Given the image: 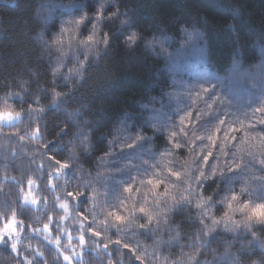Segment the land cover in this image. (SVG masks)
I'll return each mask as SVG.
<instances>
[{
	"label": "snow or ice",
	"instance_id": "6c2138e0",
	"mask_svg": "<svg viewBox=\"0 0 264 264\" xmlns=\"http://www.w3.org/2000/svg\"><path fill=\"white\" fill-rule=\"evenodd\" d=\"M123 3L124 0H69L65 6L69 18L60 21L59 31L46 33L42 30L35 37L45 52L55 51L58 54L54 60L49 57L52 74L49 83L52 87H39L37 94H32L23 86L28 83L24 81L19 83V92L5 93V100L12 99L19 103L20 108L18 111L7 106L0 109V122L6 124L22 122L23 119L28 121V126L22 129L23 134L17 132L10 135L16 136L20 141L27 137L32 141L43 142L39 148L47 153L48 168L52 171H47L43 163L36 167L41 175H47L48 187H55L51 179L53 175L72 172L75 179L83 180V176L75 172V164L69 161L78 158L77 150L83 154H91L94 148L91 137L97 128L90 127L93 122L82 118L81 109L84 105L75 110H70L69 105L77 98V85L83 84L87 80L90 67L108 54L113 40L123 36V44L128 49H133L143 41L146 48L155 51L158 46L160 54L171 55L166 53L161 37L153 36L148 39L136 30L135 14L129 8L122 11ZM49 8L50 5H41L36 11V18L45 26L50 16L47 11ZM105 27L115 30L104 31ZM229 27L234 29L235 25L230 24ZM178 31L185 33L190 39L196 36L203 40V33L198 30L188 31L180 26ZM46 35H50V38L46 39ZM69 56L73 57L74 66L68 68L65 73L62 69L67 67L65 61ZM259 70L262 80L259 95L235 104L217 94V86L211 82V78H205L199 85L187 87L189 97L195 90L197 99L205 108L203 112L197 109L195 128L183 126L186 120L189 126L193 125V114L186 112V109H177V115L181 111L186 114L180 116L179 127L172 121V127H177V130L170 132L167 137L168 147L159 153L161 158H164L184 149L186 145H197L199 151L195 147L189 148L192 166L189 167L188 161L179 165L180 168L186 169L183 173L168 168V175L162 178L149 177L146 182L142 178L138 179L147 175L150 169L160 168L159 162H150L154 161L157 155L152 145L155 135L163 133L169 127L167 123H153L149 120L147 123L152 129V135L143 129L133 133V124L128 123L126 114L119 121L117 135L109 139L111 133H104L107 151L99 159L109 171L104 174L97 172V178L103 181L105 203L108 202L109 193L118 185L122 186L123 192L139 193L142 199L137 200L130 209L127 199L131 196L123 200L116 197L117 204H108L111 210L105 213L104 220L100 221L99 225L95 218L89 221L84 210L76 212L73 228L78 234L75 236L73 229L60 226V221L65 217L56 220L49 216V222L43 225V231L56 233L54 240L45 237L47 243L55 245L56 256L53 264H61V257L64 264H76L77 259L82 261L84 247L95 251L97 255L103 253L106 264H125L122 251L125 249L131 253L128 257L129 264L134 261L146 264L144 255L139 254L138 249L132 248L121 239L112 240L106 235L113 228L115 234L119 235L124 231L122 225L133 219L144 221L137 224V228L151 232L157 237L165 230L175 232L168 240L158 238L154 242L158 249L163 248L168 253L165 255L164 251H154V264H161L160 256L164 257L163 264H264V175H256L257 172L264 173V59L259 65ZM45 101L48 103L45 104ZM142 107L147 109L148 106ZM49 110L61 111L66 116L62 124L55 125L59 129L54 133L55 139L45 141V137L49 135L45 119ZM241 116L243 120L240 119ZM165 119L169 120L167 115ZM237 123L240 128L236 127ZM209 127L213 128L212 134L195 135L196 131H207ZM189 132L192 133L191 137ZM124 133L126 135L118 139V136ZM253 133L255 135H252ZM67 136H71V140L66 144L63 140ZM65 150L68 151L69 158H59ZM146 156L149 158L146 159ZM87 175L91 177V172ZM70 182L66 180L65 184ZM94 182L96 181L88 179L78 183L75 191L65 192L66 199L74 201L78 209L83 208L80 197L97 200L99 192L92 187ZM145 183L150 186L149 191L153 194L151 207L146 206L147 193H142L139 187H135ZM209 184H215L216 188L211 194L205 195ZM33 185L44 187L30 178L26 182L27 191L22 183L17 189L25 204L38 203L36 199L29 201ZM161 188L162 193L157 191ZM173 189L178 195L172 194ZM13 204L15 207L10 204L7 211L0 213V224L3 225L0 227V245L10 250V253H15V256L11 257L13 264H47L45 252L39 247L33 248L31 244L20 247L21 231L27 232L28 225L17 219L18 215L24 214L20 203L15 201ZM217 205L220 207L216 208ZM59 207L66 211L68 204L63 203ZM98 207L99 203L93 204L92 212L95 213ZM193 207L197 210L195 216L190 214L188 218L194 219L197 227L190 235L182 234L179 225L170 224V216ZM218 212L221 213L219 216ZM98 227L101 230H98ZM64 238L66 243H62ZM181 240L186 242L181 243ZM173 242L179 246V255L172 251ZM213 244L217 247H213ZM77 248L81 251L77 252Z\"/></svg>",
	"mask_w": 264,
	"mask_h": 264
},
{
	"label": "trees",
	"instance_id": "16d2710c",
	"mask_svg": "<svg viewBox=\"0 0 264 264\" xmlns=\"http://www.w3.org/2000/svg\"><path fill=\"white\" fill-rule=\"evenodd\" d=\"M68 2L69 0H0L1 106L11 105L13 109L19 110V103L12 99L5 100V93L19 92L20 82L27 81L28 83L23 86L32 94H37L39 87H52L49 83L52 80L49 57L51 56L53 60L58 54L54 51L45 52L35 37L42 30L46 33L59 31L60 21L69 18L65 7ZM41 5H50L47 10L50 12L47 26L36 18V11ZM124 8L134 12L136 30L148 39L153 36L161 37L166 53L171 55L160 54L158 46L155 51H152L145 47L143 41L133 49H128L123 44L124 37L117 34L119 38L113 40L108 54L90 67L87 80L77 85V98L69 105V108L75 110L84 105L85 107L81 109L82 118L92 121L90 127H96L97 131L91 137L94 142L91 154H83L77 150L78 158L69 162L75 164V172L81 174L83 180L96 181L92 187L99 192L97 200L80 197L83 208L78 209L74 201L66 199V191H75L76 185L83 183V180L75 179L72 172L59 176L53 175L51 179L55 187H48L47 175H41L36 167L43 163L47 171H52L48 168L47 153L39 148L43 142L32 141L27 137L20 141L16 136L10 135L17 132L23 134L22 129L28 126V121L23 119L22 122L13 124L0 122V213L7 211L10 204L15 207L13 202L20 203L24 214L18 215L17 219L28 225L27 232L21 231L20 247L24 248L28 244H31L33 248L39 247L45 252L47 264H53L56 256L55 245L45 240L46 236L49 240H54L56 233L43 231V225L49 222V216L56 220L65 217L60 221V226L73 229L75 236L78 234L73 228L76 223V212L84 210L89 221L95 218L99 225V222L104 220L105 213L111 210L108 204H117L116 197L123 200L131 196L127 199L130 209L137 200L142 199L139 193L123 192L122 186L118 185L109 193L108 202L105 203L103 181L97 178V172L104 174L109 171L99 159L107 151V141L103 134L111 133L109 139L117 135L116 129L120 127L121 118L127 114L128 123L133 124L131 129L133 133L143 129L144 132L152 135V129L147 123L149 120L153 123L160 121L169 125L163 133H158L154 137L152 147L157 155L155 160L150 162H159L160 168L150 169L147 175L138 177L146 182L149 177L157 179L167 176L168 168L183 173L186 169L180 168V164L188 161L189 167L192 166L189 148L195 147L199 151L197 145H186L184 149L174 152L171 156L161 158L159 155L168 147L167 137L170 132L177 130L180 126V116L191 112L193 125L189 126L186 120L183 126L195 128V113L197 109L203 112L205 108L204 104L197 99L195 90L189 97L187 87L199 85L205 78H211V82L217 86V94L232 100L234 104L259 95L262 88L259 65L264 59V47H262L264 46V35H262L264 0H124L121 10L123 11ZM230 24L235 25V28H230ZM180 26L188 31L202 32L203 40L196 36L190 39L185 33L178 31ZM103 30L114 31L115 29L105 27ZM84 34L87 35V32ZM45 38H50V35H46ZM171 62L186 68L185 71L181 72L180 68L175 73L169 72ZM65 63L67 67L62 71L67 72L68 68L74 66L73 57L69 56ZM60 83L62 84L63 81L61 80ZM47 103L48 101H45V104ZM142 105H147V109ZM177 109H186V112L181 111L177 115ZM166 115L169 120L165 119ZM65 116L66 114L61 111H48L45 119L49 135L45 137V141L55 139L54 133L59 131L55 125L62 124ZM240 119L243 120V116ZM173 120L177 127H172ZM236 127L240 128V124L237 123ZM212 131L213 128L209 127L207 131H196L195 135H209ZM236 134L243 135V133ZM123 135L126 133L118 136V139ZM220 135L223 138V133ZM191 136L192 133L189 132V137ZM69 140L71 136L64 137L63 143L67 144ZM59 158L68 159V151H63ZM89 172L91 177L87 175ZM256 175H264V173L257 172ZM30 178L36 180L37 184L44 185L43 188L36 185L32 187L29 201L36 199L37 204L23 203L17 191L21 183L25 185V191H27L26 182ZM66 180L71 182L66 185ZM135 187H139L142 193H147L146 206L151 207L153 194L149 191L150 186H146L145 183V185L137 184ZM215 188V184H209L205 195L211 194ZM157 191L162 193L163 189ZM172 194L178 195L175 189L172 190ZM63 203L68 204L66 211L59 207ZM95 203H99L100 207L93 213L92 205ZM219 207V205L216 206V208ZM196 211L193 207L176 212L170 216V224L179 225L182 234L190 235L197 225L194 219L190 220L188 217L190 214L194 217ZM213 211L215 212L216 209L214 208ZM220 214L218 212L217 216ZM9 215H11L10 212ZM237 218H239L238 214ZM142 222L144 221L133 219L122 225L124 231L119 235L115 234V228L108 231L106 235L112 240L121 239L122 242L129 243L132 248L138 249L139 254L144 255L146 264H154V251L157 253L164 251L165 255L168 254L163 248L158 249L154 242L158 238L168 240L170 236L175 235V232L165 230L157 237L151 232L138 229L137 224ZM2 226L0 224V227ZM33 229L41 231L33 232ZM98 230L101 229L98 227ZM66 242L64 238L62 243ZM184 242L186 241L181 240V243ZM213 247L217 245L213 244ZM80 251L81 249L77 248V252ZM122 251L125 264H129L128 257L131 253L126 249ZM172 251L179 255V246L175 242H173ZM13 256L15 253H10V250L0 245V264H13L11 259ZM159 260L163 264L164 257L160 256ZM102 261L106 264L103 253L97 255L95 251L84 247L82 261L77 259L76 264H102ZM61 264H64L62 257ZM133 264H140V262L134 261Z\"/></svg>",
	"mask_w": 264,
	"mask_h": 264
},
{
	"label": "rangeland",
	"instance_id": "374dc122",
	"mask_svg": "<svg viewBox=\"0 0 264 264\" xmlns=\"http://www.w3.org/2000/svg\"><path fill=\"white\" fill-rule=\"evenodd\" d=\"M55 52V51H54ZM56 53V52H55ZM263 54H264V52H263ZM55 58H53V60H54ZM175 62H176V59H175ZM175 62H171L170 63V65H169V68H168V70H169V72H171V73H175L176 71H179L180 70V68H181V66H178ZM183 65V64H182ZM185 69L186 68H181V72H183V71H185ZM66 73V72H65ZM8 107V108H10V109H12V110H15V109H13L12 107H11V105H4V106H1L0 105V109H3V108H5V107ZM13 123H16V122H11V123H6V124H13ZM3 124H5V123H3Z\"/></svg>",
	"mask_w": 264,
	"mask_h": 264
}]
</instances>
